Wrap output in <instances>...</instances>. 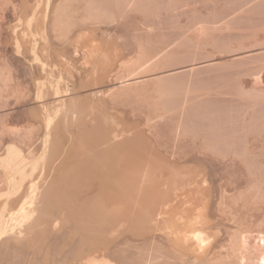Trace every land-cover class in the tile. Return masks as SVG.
Returning a JSON list of instances; mask_svg holds the SVG:
<instances>
[{
	"label": "bare ground",
	"instance_id": "bare-ground-1",
	"mask_svg": "<svg viewBox=\"0 0 264 264\" xmlns=\"http://www.w3.org/2000/svg\"><path fill=\"white\" fill-rule=\"evenodd\" d=\"M29 1L30 0H28V2L20 8V5L18 4L19 2L15 4L12 3V0H0V20L4 18V16L5 18L3 22L5 21V19L7 20L6 15L9 14H7V12H12L13 14L11 15H15L17 17H25L26 29L19 31L15 28L14 30H12L14 34L34 37L41 34L50 35L51 37L55 38L56 41L58 40L57 42L60 43L59 45L64 46V48L67 46H73L84 40L92 39L94 37V33L98 32V26L101 24L106 23L109 25H113L119 22H127V25H129L128 23L130 22V20L134 21L133 19L135 16V18H141V27L139 25H135L140 27V29L138 28L139 31H144L143 36H145L144 33L146 32V38H148V35L154 34L156 30L158 33V30H166V28L169 31L171 30L179 35V38H176V34H174V37L172 36L173 32L170 31V33L172 34L171 35L167 30L169 35L173 37V39L171 38L173 41H169V37L166 36V39L168 40L167 42L163 37L164 35H162L166 43L163 42L164 40L160 41V39L162 38L161 37L159 39L160 45H157L158 47L155 50L153 49L154 52H150L148 48H152V44L150 41L152 39V36H149L151 39L148 38L146 40L145 38L141 37L139 40L140 36H138V33L130 35H128L129 33H126L129 38H132V42H134L131 44L137 45V50L135 49L136 51L132 56L125 52V54H128L129 56V59H127L125 54L124 55L126 58H124V56L119 58L117 54H113L112 52H110V46L114 45L115 41L117 40H110L107 38V36H104V34H102L103 43H101L100 47L98 48L101 49L103 47L102 45H104L106 49L104 51H100L99 49H97L96 51L91 52L87 57H85V64H95L97 63L95 61H98V59L95 60V58H101L100 64L98 62L99 65L97 64L98 66H96L97 68H95L91 76V81L95 82L96 86L101 87L97 88V90H99L98 93H102V95L105 96V101L110 102L111 104H113V106H128L130 102V107L132 106L131 104L133 102L134 105L137 104L140 110L142 108L146 113V125L144 124L146 126V130L139 131L135 135L133 140H131V145H117L115 147V162L112 163V165L108 166L102 174V186L99 189L100 196H98V202L94 205V211H86V213L88 212L87 215L84 214L83 216H78V214L80 213H77L76 216L73 215L77 218L80 217L81 219L79 222L77 221L78 224L80 223L81 225V229L78 232L74 228L76 227L78 229V224L77 226H73L71 228L75 229V231L77 232L75 237L77 241L75 245L73 243L74 246L72 245V247H75L72 249L74 250V254L69 247L68 249H70L71 252L70 250L66 249L69 251V256H66V252V254L64 253L65 255L63 254L64 257L62 256L60 258H66L64 260L68 261L67 257L70 258V254H73L74 260H72V257L71 260L73 262L76 261L77 264H264V86H262L264 84H261L262 76L257 73V70L261 69L262 71V69L264 68V39L262 40L258 38V34L255 35L258 29V31H260L261 29L262 32H264V0H35L36 3L33 2L34 4H31ZM212 3L222 6L220 8H218L219 6L217 8H212L211 10L208 6ZM13 4H15V6H13ZM16 5L19 6L17 7ZM203 5L205 6V8L208 5L206 11H203L205 9H200L201 7L199 8V6L204 7ZM9 6L13 7L10 8ZM8 8H10V11ZM9 20L6 22H9ZM22 20L23 19H21L20 17V22ZM0 22L2 23V20ZM135 23H137V21ZM1 29L2 28H0V31ZM233 32L234 35H232ZM101 33L103 32L101 31ZM225 33H227V35H225ZM254 36L256 39L258 38L260 40L257 41L256 39H253ZM250 37L255 42H252L251 45L245 44L247 42L251 43V39H249ZM142 38L143 41L141 40ZM155 38H157V36ZM3 39L5 38L3 37ZM160 42H163V44H161ZM120 46L123 45L120 44ZM134 48L132 50H134ZM209 48L216 50V54H218L217 52L219 51L223 52L224 54L225 51L226 53H231L232 58H235V62L231 63L230 68L231 66L234 69L239 68V70L237 69L239 72H236L237 74L234 75H236L237 78H240V76H250L254 80L253 85L250 87L245 85V83H242L243 81H238L239 83L235 81L237 84H234L232 88L229 86L230 91H228L235 95V97L238 98L239 101L237 102L236 106L229 105V107H226V109L222 110H226V116H223L224 113L221 111V114H223H219V116H223V120H221L222 118L217 119L216 117L213 119V117H210L211 115L214 116V110L217 111L218 109H212L208 105L206 106H208L209 108H202L203 106L196 107L195 104L196 102L198 103L197 99L195 98L196 94L198 93H196V91L201 88H199L198 90L196 89V91L191 90L192 87L189 81V76H192V74L196 72L195 70H197V68H195V66H197L198 63L202 64V62L204 63L205 61H207V59H210L209 61H218L219 58H215L216 56H214L213 53L211 54V50L210 53L208 52ZM34 50H32V52ZM98 55L100 57H98ZM43 60H45L46 62V59ZM11 62L12 61H10V63ZM50 62L48 63L50 64ZM185 63L190 64L175 68L180 65H185ZM3 64L4 63L2 61V65ZM216 64L218 65V67H220L218 63ZM229 64L230 63H228V65ZM5 65L6 64H4V67L0 68L1 103H4V101L6 102V96H9L7 94H10L9 90L14 89L12 85L13 77L12 73L10 72L12 71V69L9 70V67L7 68ZM222 67L225 68V66ZM185 71H188L189 73H187V77H185ZM226 71V74H228L229 71ZM182 72L183 74L180 75L179 73ZM234 72L232 71V73ZM153 73L155 74L153 75ZM177 73L179 75H176ZM223 73L221 72L217 74L223 75ZM226 74L225 76L227 77ZM47 75L48 74L46 72V76ZM222 75L218 76V78H222ZM225 76L223 75V77ZM39 77L40 76H38V78ZM184 77H189V80L185 79V81ZM194 77V80L199 78ZM113 78L115 86H112L113 88H109V82ZM88 79H90V77ZM226 79L223 80L225 81ZM232 80H230V82H232ZM196 81L200 83V81ZM201 81L205 82L203 80ZM221 81H218V83ZM194 82H192V84ZM227 82L228 81L226 80V83ZM16 83L17 81L15 82V84ZM106 84L107 86H105ZM195 84L197 85L196 82ZM196 85L195 88H197ZM225 85L227 84H224V86ZM205 86H207V83ZM220 86L222 85L220 84ZM74 88L71 89L73 90ZM205 88L209 89L206 91V94L204 93L205 91L201 92L207 95V92H210V89L212 90V88ZM222 88V90L224 91V87ZM22 90H20V92H22ZM13 92L11 91V93ZM194 92L195 100L192 99ZM210 93L208 94L209 96ZM227 93L225 95H228ZM60 94H62L61 91ZM200 94L197 95L200 96ZM29 95L28 97H30ZM95 95H97V93ZM203 99L205 98H202V103L205 102V100L203 101ZM198 100L201 99L198 98ZM226 104H228V102ZM188 105L189 107L191 105L190 108H192L194 116L197 114L199 115V118L202 115H208L210 119L212 118L211 120H209V122L212 121L211 125H207L206 122L204 123L205 126L207 125L206 130H208V132L210 131L209 133H205V131L203 132L201 131V129H199V131L195 130L198 128L197 126H194L196 128L193 127V125H196V122L192 125L193 121L191 122V120H189L191 119V117L189 119L187 118L189 122L187 120H184V118L186 119L187 115L186 117H184L183 114H185V112L186 114H188L189 110H191H186ZM223 107L224 106H222L221 108ZM121 108H123L124 111V107L122 106ZM120 110L121 109H119V111ZM136 110H134V113H136ZM12 113H14V111L11 112V114ZM179 114L183 116V118L180 117ZM177 115L179 116V118H176L178 117ZM10 117L12 116L10 115ZM195 120H197V118ZM204 124L202 122L201 125H199V128ZM1 126L0 134H2V137L3 134L11 133L15 137H17L16 139L19 140L20 145H17L15 143L10 144L7 147L5 146V144L3 145L6 147V149L4 154H0V169H2V172L0 173V180L1 182H3H0V185L5 184L4 187H8V194L10 196H13L19 193L20 190L22 191L21 188H23V186L27 182V184H29V182L32 181V195L30 196V199L28 201V204H30L29 208L25 207L27 201H24L23 203L24 199L22 200V198L24 197L21 198L19 195H16L17 199L22 201L21 208H19L18 212L14 214H8V209L10 207L8 206L9 203L6 202L5 204H0V245L2 246V242H5L4 240L6 238H8V240L6 239V241L11 242V238H13L12 234H14L13 231L15 232L16 228L20 231V228H22L26 233L23 230L22 231L25 234H28L27 241L29 243H32L33 240L36 243V237L39 236L43 238L44 236H41L40 234H51L50 231L52 230L53 226H55L53 222L57 223V221H53V219L56 220L53 217L57 218L58 216L53 215L52 217L51 215V212L53 210L52 208L54 206L55 209H59V212L57 210L56 213H60L61 216L64 215L65 217L66 208L70 209L67 206L69 205L68 203L71 204V208L73 209L77 206L75 203V201L77 200L75 199L79 196L77 194L79 191L76 193L78 196L73 192L75 188L80 187L84 188L85 190V195H83L88 196L85 204V198L82 197L83 195L80 197L83 199L84 205L82 204V207L84 208V206H87L90 208L93 195L96 193H92L95 185L87 186L81 182L74 184L70 189L67 190L71 193L68 194V196L70 195L69 202L66 201V199L64 200V195L60 200L58 199L60 197H57V200H55L54 198L56 197L52 195L50 196L49 192H47V194H44L45 198H43L45 200L44 206H42V203L40 207H38L39 205L36 206V184L33 183V180L35 179L34 175L35 173H37L36 171L38 169V166H40V162H43L47 159V154L45 153V155H43L41 158H36L35 155L37 154V152L35 151V149H37L36 145L38 144H36L35 141L36 139L34 137L35 134L34 129H32L33 127L27 128L26 130L22 131V128L18 130V127L17 129H15V126L14 128H11V126L7 127V124L5 126H2V128ZM206 127H202L203 130H205ZM210 127H212L211 130ZM65 128L66 127L64 126V129ZM37 133L38 131L36 132V134ZM8 140L10 141L11 138ZM4 141L2 142L4 143ZM59 142L57 144L58 146L56 145L57 148H55L57 150L61 149L62 146L61 144H59ZM58 147L60 148L58 149ZM57 150L55 153H57ZM59 152L57 154H59ZM57 156L58 155L55 154L53 158H50L52 159V162L54 161L55 163L56 159H53ZM189 156H195V162H192L195 164V166H186L190 164L189 162L191 160L189 159L188 162H186L187 160L185 157ZM182 158L186 161L182 160ZM180 160L186 163H182ZM48 162L49 161H47V163ZM49 164H51V162H49ZM3 178L5 179V183ZM78 201H80V199H78ZM18 202V205H20V201ZM52 202L56 203L53 207ZM80 202H82V200ZM78 204L80 203L78 202ZM73 209L71 215L73 214V211H75ZM67 212L69 214V210ZM52 213L54 214V212ZM81 213L83 214V212ZM69 215L68 217H70ZM73 216H71L70 218H74ZM66 219L68 218L66 217ZM66 219L61 218V221L65 223L67 222ZM71 220L70 222H72ZM58 223L60 222L58 221ZM72 223V225L76 224L75 222ZM82 224L84 225L83 228ZM92 224H95L94 228ZM65 226L63 227L62 224V227L64 229L66 228ZM67 227L70 226L68 225ZM61 230L63 229L61 228ZM22 231L21 236L23 234ZM52 231L54 232V230ZM75 231L72 230V232ZM56 233L58 232H54L53 236ZM63 234H61V237L63 236L61 238L62 241L63 239H65L64 235H66V233L64 235ZM53 236L51 237L53 238ZM39 237L38 239H40ZM45 238L46 237H44V240H46ZM54 239L55 238H53L52 240ZM67 239L68 241L73 240L70 239L69 236ZM42 240L40 242H42ZM23 241L24 240L22 239V244L24 245ZM48 241L49 239L46 242L48 243ZM24 242H26V240ZM15 243H10V245L14 246ZM47 243L45 244V242H43L42 245L45 244L46 246ZM11 246H9V248ZM45 246H43L42 248L44 249V251H46V249L44 248ZM57 247L58 244L56 247H54L55 249L53 250H57ZM59 247L58 249H60ZM5 248L6 247H4V249ZM38 249L40 248L38 247ZM9 250L10 249L6 251ZM61 250L62 249H60V251ZM26 251L27 249L25 250V253ZM9 252H7L8 255L10 254ZM56 252L57 251H55L54 253ZM1 253H4V251L0 252V254ZM4 254H6V252ZM17 254L18 252H16L15 255L17 256ZM53 254L52 257L55 258L56 255ZM40 255H42V253ZM1 256L4 255L2 254ZM37 256L38 255H36V257ZM20 257H22V259L24 258L22 255H20ZM28 257H30L29 254ZM26 260L27 259H25V261ZM56 260L58 263L59 260ZM9 261L11 262V260ZM9 261L6 263L8 264ZM20 261L21 260H19V262ZM72 261L71 263H73ZM50 262L52 263V260ZM53 262L55 263V261ZM76 263L74 262V264ZM0 264H5L4 260H0Z\"/></svg>",
	"mask_w": 264,
	"mask_h": 264
},
{
	"label": "rangeland",
	"instance_id": "rangeland-1",
	"mask_svg": "<svg viewBox=\"0 0 264 264\" xmlns=\"http://www.w3.org/2000/svg\"><path fill=\"white\" fill-rule=\"evenodd\" d=\"M19 2V3H18ZM28 2V0H12V3H15V4H19L20 5V8L24 5V4H26ZM31 4H34V3H36L35 2V0H30L29 1ZM34 2V3H33ZM11 4V3H10ZM9 4V5H10ZM15 4H13V6H15ZM12 5V4H11ZM10 5V6H11ZM18 5V6H19ZM9 6V7H10ZM12 6V7H13ZM17 6V5H16ZM17 6V7H18ZM204 6V5H203ZM208 6V5H207ZM207 6H206V8H205V6L204 7H202V6H199V8L200 9H205V10H203V11H206L207 10ZM216 6V7H215ZM219 6V7H218ZM222 6V5H221ZM220 5H218V4H210L208 7L212 10V8H220L221 7ZM12 7H10V8H12ZM10 8H8L9 9V11H10ZM209 8H208V10H209ZM9 13V14H8ZM7 14L9 15V17H8V15H6V18H7V20L5 19V21L4 22H6V21H8L9 19V22H6V23H4L3 22V20H4V18H5V16H4V18H2L1 20H2V23L0 24V28H2L1 29V33H0V68H2V67H4V64H6L5 66L8 68L9 67V70H11L12 69V71H10L11 73H12V77H13V88H11V89H13L14 90V92H13V90H9L8 92L10 93V94H7V95H9V96H6L7 98H6V102L4 101V103L2 102H0V126H1V124H2V126H5L6 124H7V127H10L11 126V128L13 127L14 128V126L16 127L15 129H17V127L19 128L18 130H20L21 128H22V131L23 130H26L27 128H32V129H34V137H35V141H36V144H38V145H36L35 147L37 148V149H35V151L37 152V154L35 155L36 156V158L38 159L39 157L41 158L43 155H45V153L47 154V159L45 160V161H43V162H40V166H38V169H37V173H35V175H34V177H35V181L33 180V183H35L36 184V191H35V198H36V206H38V207H40V205H41V203L43 204L42 206H44V204H45V200L43 199V198H45V196H44V194H47V192H49V195L51 196H54V197H56V198H54L55 200H57V197H60V198H58L59 200L61 199V198H63V195H64V200L66 199V201H70V199H69V196H68V194L70 193L69 191H67L68 189H70L71 188V186H73L74 184H76V183H79V182H81V183H83L84 185H87V186H90V185H92V186H94L95 188H93V192L92 193H94V192H96L94 195H93V199H92V202H91V205H90V208L89 207H87V206H84V208L82 207V204H83V199L82 198H80L83 194L85 195V190H84V188H80V187H77V188H75L74 189V194L75 195H77L78 197H76V199L75 200H77L78 201V199H80V201L82 200V202H80V201H78L80 204H78V202L77 201H75V203H76V209L79 211H77L75 208L73 209V208H71V204L70 203H68L69 205H70V207H69V205H67L68 206V208H70V209H67L66 208V214H65V217H64V215L63 216H61L60 215V213H56L57 212V210H58V212H59V209L58 208H56L55 209V204L56 203H53L52 202V212H54V214L51 212V215H52V217H53V215L54 216H60L59 218L57 217H53V218H55L56 220H54L53 219V221H57V223L56 222H53V224L56 226H53V228H52V230H54V232H58V233H56L54 236H53V234H54V232L51 230L50 231V233L51 234H49V235H47V234H44V235H42V234H40L41 236H44V237H46L45 239L46 240H44V237L42 238V237H39L38 235V237L40 238V239H38V237H36L35 238V241H36V243L34 242V240H33V242L31 243H29L27 240V235L28 234H25L26 232L22 229V228H20L21 229V231L23 232V234L25 235H23L22 234V236H21V231L19 230V229H15V232L13 231V233L14 234H12L13 235V238H11V242H9V241H6V239L8 240V238H6L4 241L5 242H2V246L0 245V252H3L4 251V253L6 252V254H4V253H1L0 254V260H4V262H5V264H7L6 262H8L9 260H11V262L9 261V263H11V264H15L16 262H17V260H18V262L16 263V264H23V263H26V264H59L60 263V261H61V263L60 264H74V262L76 263V261H72V260H74V250H72L73 248H75V247H72V245H73V243H74V245H75V243H76V239H75V237H76V234H77V232L81 229V225H80V223L78 224V222L81 220L80 219V217H75L76 215H77V213H80V214H78V216H80V215H84V214H86L87 215V213L91 210V211H94V205L98 202V196H100V193H99V189H100V187L102 186V183H101V178H102V174H103V172H104V170L108 167V166H110V165H112V163H114L115 162V157H116V152H115V147L118 145V146H123V145H131V140H133V138L135 137V135L139 132V131H144V130H146V113H145V111H143V109L141 108V110H140V108L138 107V105L136 104V105H134V102L131 104L132 106V108L129 106V104L131 103H129L128 104V106L127 105H118V106H116V105H114L113 106V104H111L110 102H107V101H105V96L104 95H102V93H98V91L99 90H97V88H101L100 86H96L95 85V82H92L91 81V76H92V74H93V71L95 70V68H97L96 66H98L99 64H100V59L99 58H95V60L96 59H98V61L96 60L95 62H97V63H92V64H85V62H86V60H85V57H87L91 52H93V51H96L97 49H99L98 47H100V44L101 43H103L102 41H103V35L102 34H104V36H107V38L108 39H110V40H117V41H115V43H114V45H112V46H110V52H112L113 54H117L118 56H119V58H121V57H123L124 56V58H126L127 57V59H129L128 57V54L129 55H133L134 54V52L137 50V45L135 46L134 44H131V43H134V42H132L133 40H131L132 38H129V36L128 35H130V34H134V33H138L139 35L138 36H140L139 37V40H140V38L141 37H143V38H145L146 40L148 39V38H150L151 36V44H152V46H151V44H150V46L152 47V48H148L149 50H150V52L151 51H153V49L155 50L160 44H159V39L162 37V35H164L163 37H164V39L168 42V40L170 41V40H172L173 39V37H171L170 35H169V33H170V31L166 28V30H158L159 32L157 33V30H156V34L154 35V34H151V35H148L147 37L148 38H146V32L144 33V35L145 36H143V32H142V30H138V28L140 29V25H141V18L139 19L138 17V19H139V21H138V19L137 18H135L134 16V21H132V20H130V22L128 23L129 25H127V22H119V23H116V24H113V25H109V24H106V23H104V24H101V25H99L98 27V32H96V33H94V37L92 38V39H90V40H84V41H81L80 43H78V44H75V45H73V46H67V47H65L64 48V46H62V45H59L60 43H58L56 40H55V38H53V37H51L50 35H46V34H41V35H39V36H23V35H21V34H14L13 33V31L12 30H14L15 28L17 29V30H19V31H22V30H24V29H26V19H25V17H22V16H15V15H11V14H13L12 12H7ZM1 16V15H0ZM20 17H21V19H23L21 22H20ZM132 17V18H133ZM16 18H17V20H16ZM131 18V19H132ZM12 19H13V21H12ZM129 19V18H128ZM0 20V21H1ZM137 21V23H135ZM11 22V23H10ZM21 23V24H20ZM16 24V25H15ZM139 25V26H136V25ZM105 26H106V28H105ZM111 26V27H110ZM12 27V28H11ZM116 27H117V29H116ZM108 28V29H107ZM4 29V30H3ZM112 29V30H111ZM137 29V30H136ZM2 30H3V32H2ZM10 30V31H9ZM103 32V33H101V31ZM110 30V31H109ZM167 30H168V32H167ZM259 30V29H258ZM257 30V31H258ZM5 31V32H4ZM111 31H112V33H111ZM118 31V32H117ZM133 31H138V32H133ZM165 31V32H164ZM257 31H256V33H255V35L256 34H258V38H260V39H264V32H262V30L260 29V31H258V33H257ZM117 32V33H116ZM141 34H140V33ZM164 33V34H161V33ZM171 32H173V31H171ZM261 32V33H260ZM4 33V34H3ZM99 33V34H98ZM114 33V34H113ZM119 33V34H118ZM128 35H127V34ZM167 33H168V35H167ZM11 34V35H10ZM111 34H113V35H111ZM122 34V35H121ZM158 34H161V35H158ZM171 34V33H170ZM173 34V35H172ZM171 35L172 36H174V34H176L177 36H176V38H179V35L175 32H173ZM220 34V33H219ZM218 34V35H219ZM100 35V36H99ZM118 35V36H117ZM126 37H125V36ZM156 37L157 36V38H155L154 36ZM225 35H227V33H225ZM232 35H234V32L232 33ZM5 38V39H3V37ZM43 38H42V37ZM47 38H46V37ZM150 36V37H149ZM159 36V37H158ZM166 36H168L167 38H168V40L166 39ZM37 37V38H36ZM99 37V38H98ZM111 37V38H110ZM163 37L160 39V41H163L164 39H163ZM175 37V36H174ZM30 40H29V39ZM33 38V39H32ZM126 38V39H125ZM127 38H129V39H127ZM143 38L141 39L142 41H143ZM172 38V39H171ZM175 38V39H176ZM253 38V37H252ZM256 39L255 38V36H254V38L253 39H256L257 41H259L260 39ZM8 39H10V40H8ZM52 41H51V40ZM55 41H54V40ZM144 39V40H145ZM174 39V40H175ZM249 39H251V37L249 38ZM253 39H251V43L250 42H247V43H245V44H247V45H251L252 44V42H255V41H253ZM6 40H8V41H6ZM39 40V41H38ZM129 40H130V42H129ZM163 41V42H165L166 43V41ZM181 40V39H180ZM180 40H179V42H180ZM261 40V41H262ZM5 43H3V42ZM20 41V42H19ZM48 41V42H47ZM98 41V42H97ZM125 41H126V44H125ZM173 41V40H172ZM183 41V40H182ZM184 41H185V39H184ZM183 41V42H184ZM246 41H247V39H246ZM47 42V43H46ZM50 42V43H49ZM149 42V41H148ZM156 42H158V43H156ZM163 42L161 43V44H163ZM26 43V44H25ZM32 43V44H31ZM38 43V44H37ZM58 43V44H57ZM90 43V44H89ZM94 43V44H93ZM121 45H123V46H120V44ZM128 43H129V45H128ZM142 43V42H141ZM248 43H250V44H248ZM21 44V45H20ZM55 44V45H54ZM117 44V45H116ZM131 44V45H130ZM143 44V43H142ZM7 45V46H6ZM16 45V46H15ZM32 45V46H31ZM92 45V46H91ZM129 46V47H127V46ZM134 45V46H133ZM155 45V46H154ZM158 45V46H157ZM49 46V47H48ZM60 46V47H59ZM91 46V47H90ZM103 46V47H102ZM101 47V49H99L100 51L102 50V51H104L106 48H105V46L104 45H102ZM117 46V47H116ZM97 47V48H96ZM135 47V48H134ZM146 47V46H145ZM153 47H155V48H153ZM33 48V49H32ZM42 48V49H41ZM125 48V49H124ZM130 48V49H129ZM134 48V50H132ZM12 49V50H11ZM37 50V51H35V50ZM50 49V50H49ZM64 49V50H63ZM123 49V50H122ZM136 49V50H135ZM32 50H34L33 52H32ZM78 50V51H77ZM88 50V51H87ZM126 50V51H125ZM148 50V51H149ZM210 50H211V54L213 53V55L214 56H216L215 58H219L218 59V61H209L208 59H207V61H205V60H203V61H205L204 63L202 62V64L200 63H198L197 64V66H195V68H197V70H195L196 72H194L195 73V77H199L198 79H193V77H194V73L192 74V76H189L188 78L190 79H188V78H185V77H187L188 75H187V73H188V71H185V73H186V76L184 77V80L186 79V80H189L190 81V83H191V87H192V89L191 90H195L196 91V89L198 90L199 88H201V89H199L198 91H196V93L197 94H200V96L199 95H197L196 94V96H195V92H194V95L192 96V99H194L195 100V98L197 99V101H198V103L196 102V104H195V102H194V100H193V102H194V104L196 105V107L198 106V107H202V108H204V107H207V108H209V107H211L212 109H218L217 111L216 110H214V116H212L211 114H213V113H211L210 115V117H213V119L214 118H216L217 117V119L218 118H222L221 120H223V116H226L227 114H226V110H224V111H222L223 109H226V107H229V105H237V102L239 101V99L238 98H236L235 97V95H233L232 93H230L229 91H230V89H229V86L232 88L233 87V85L234 84H237L235 81H239V82H241V81H243L242 83H245V85H247L248 87H250V86H252L253 85V78L252 77H250V76H240V78L238 77H236V75H234V74H237L236 72H239L238 70H239V68H232V66H231V68H230V65H231V63H233V62H235V58H232V54L231 53H226V51H225V54L223 53V52H217L218 54H216L215 53V51L216 50H213L212 48H209V50H208V52L210 53ZM10 51H12V52H10ZM18 51V52H17ZM24 51V52H23ZM51 51V52H50ZM130 51V52H129ZM218 51V50H217ZM17 52V53H16ZM23 52V53H22ZM88 52V53H87ZM124 52V53H123ZM125 52L126 53H128V54H125ZM154 52V51H153ZM6 53V54H5ZM20 54V56H19V54ZM22 53V54H21ZM39 53V54H38ZM45 53V54H44ZM48 53V54H47ZM87 53V54H86ZM215 53V54H214ZM41 54V55H40ZM78 54H79V56H78ZM126 55V57H125V55ZM220 54H222V55H220ZM15 55H17V56H15ZM23 55V56H22ZM26 55V56H25ZM46 55H48V56H46ZM6 56V57H5ZM14 56V57H13ZM42 56V57H41ZM131 56H130V58H131ZM200 56V55H199ZM222 56V57H221ZM23 57V58H22ZM31 57V58H30ZM41 57V58H40ZM46 57H48V58H46ZM97 57V56H96ZM98 57H100L99 55H98ZM7 58V59H6ZM13 58V59H12ZM20 58V59H19ZM30 58V59H29ZM89 58V57H88ZM4 59V60H3ZM26 59V60H25ZM32 59V60H31ZM42 59V60H41ZM43 59H46V62H45V60H43ZM53 59V60H52ZM94 59V58H93ZM92 59V60H93ZM9 60V61H8ZM21 60V61H20ZM32 62H30V61ZM52 60V61H51ZM58 60V61H57ZM234 60V61H233ZM2 61H3V65H2ZM10 61H12L11 63H10ZM19 61V62H18ZM27 61V62H26ZM51 61V62H50ZM55 61V62H54ZM6 62V63H5ZM23 62V63H22ZM25 62V63H24ZM48 62H50V64L48 63ZM53 62H54V65H53ZM67 62V63H66ZM84 62V63H83ZM98 62H99V64H98ZM199 62H201V61H199ZM210 62V63H209ZM18 63V64H17ZM28 63V64H27ZM61 63V64H60ZM209 63V64H208ZM214 63V64H213ZM216 63H218L219 64V66L220 67H222V66H225V68H220V67H218V65L216 64ZM228 63H230L229 65H228ZM39 64V65H38ZM64 64V65H63ZM86 66H85V65ZM98 64V65H97ZM189 65L190 63H185V65H180V66H177V67H175V68H178V67H181V66H186V65ZM212 64H213V67H212ZM216 64V65H215ZM221 64V65H220ZM222 64H226V65H222ZM17 66V67H14V66ZM23 65V66H22ZM57 65V66H56ZM94 65V66H93ZM13 68H12V67ZM50 66V67H49ZM54 66V67H53ZM61 66V67H60ZM205 66V67H204ZM211 66V67H210ZM217 68H216V67ZM56 67V68H55ZM63 67V68H62ZM86 67V68H85ZM229 67V68H228ZM24 70H23V69ZM29 68V69H28ZM32 68V69H31ZM58 68V69H57ZM62 68V69H61ZM65 68V69H64ZM81 68V69H80ZM84 68V69H83ZM203 68H205V69H207V70H205V69H203ZM211 68H216V69H211ZM263 68V67H262ZM16 69V70H15ZM26 69V70H25ZM40 69V70H39ZM61 69V70H60ZM172 69H174V68H172ZM200 69V70H199ZM202 69V70H201ZM225 69V70H224ZM238 69V70H237ZM18 70V71H17ZM20 70V71H19ZM33 70V71H32ZM50 70V71H49ZM56 70V71H55ZM60 70V71H59ZM69 70V71H68ZM87 70V71H86ZM168 70V69H167ZM226 70H228L229 72H228V74H226L227 73V71ZM237 70V71H236ZM23 71V72H22ZM24 71H27V72H24ZM49 71V72H48ZM55 71V72H54ZM76 71V72H75ZM219 71V72H218ZM226 71V72H225ZM232 71L234 72V73H232ZM258 72V74L260 75V76H262V82H261V84H264L263 82H264V68L262 69V71H261V69L260 70H257ZM40 72V73H39ZM46 72H47V76H46ZM56 72H58V73H56ZM61 72V73H60ZM84 72V73H83ZM89 72V73H88ZM223 73V75L225 76V74L227 75V77L225 76V77H223V75L222 74H217V73ZM14 73V74H13ZM16 73V74H15ZM18 73V74H17ZM23 73H24V75H23ZM27 73V74H26ZM33 75H31V74ZM37 73V74H36ZM41 73H43V74H41ZM60 73V74H59ZM65 73V74H64ZM83 73V74H82ZM157 73V72H156ZM160 73V72H159ZM158 73V74H159ZM184 73V74H185ZM205 73H207V74H205ZM261 73V74H260ZM64 74V75H63ZM155 73H153V75H154ZM180 75H182L183 74V72L182 73H179ZM178 73L176 74V75H179ZM189 74V73H188ZM232 74H233V76H232ZM14 75V76H13ZM30 75V76H29ZM67 75V76H66ZM69 75H70V77H69ZM151 75V74H150ZM220 75H222L221 77L222 78H218V76H220ZM230 75H231V77H230ZM24 76V77H23ZM38 76H40L39 78H38ZM43 76H45V77H43ZM65 76V77H64ZM71 76H73V77H71ZM215 76V77H214ZM14 77H15V79H14ZM18 77H19V79H18ZM29 77V78H28ZM37 77V78H36ZM59 77V78H58ZM67 77V78H66ZM90 77V79H88ZM194 77V78H195ZM217 77V78H216ZM235 79H234V78ZM28 78V79H27ZM35 80H34V79ZM42 78V79H41ZM211 80H210V79ZM213 78V79H212ZM216 78V79H215ZM226 78H229V79H226ZM241 78H243V79H241ZM22 79V80H21ZM25 79H27V80H25ZM41 79V80H40ZM191 79H192V81H191ZM200 79V80H199ZM218 79V80H217ZM221 79H222V81H221ZM223 79H226L228 82L226 83V80L224 81ZM233 79V80H232ZM251 79V80H250ZM33 80V81H32ZM185 80V81H186ZM197 83V85L195 84V82ZM196 80H198V81H200V83L199 82H197ZM201 80H203V81H205V82H202ZM210 80V81H209ZM230 80H232V82H230ZM17 81V83L15 84V82ZM21 81V82H20ZM24 81V82H23ZM29 81V82H28ZM71 81V82H70ZM212 81H214V82H212ZM218 81H221V82H219L222 86H220V84L218 83ZM34 82V83H33ZM114 82V78L109 82L110 83V85H108V87L109 88H111L112 86H115V82ZM192 82H194L193 84H192ZM210 82V83H209ZM223 82V83H222ZM238 82V83H239ZM252 82V83H251ZM18 83H19V85H18ZM199 83V84H198ZM203 83V84H202ZM206 83H207V86H205L206 85ZM209 83V84H208ZM230 83V84H229ZM232 83V84H231ZM33 84V85H32ZM197 86V88H195V85ZM203 85V87H202V85ZM212 84V85H211ZM224 84H227V85H225L224 86ZM229 84V85H228ZM29 85V86H28ZM48 85V86H47ZM50 85V86H49ZM69 85V86H68ZM73 85V86H72ZM92 85V86H91ZM193 85H194V89H193ZM199 85V86H198ZM26 86V87H25ZM28 86V87H27ZM37 86V87H36ZM105 86H107V84L105 85ZM220 86V87H219ZM227 86V87H226ZM262 86H264V85H262ZM21 87H22V89H24V90H22L21 89ZM26 89H25V88ZM42 87V88H41ZM48 87H49V89H48ZM75 87V88H74ZM205 87H208V88H212V90L210 89V96L208 95L209 93L207 92V95H205L206 94V91L207 90H209V89H207V88H205ZM219 87V88H218ZM222 87H224V91L222 90L223 88ZM226 87V88H225ZM47 88V89H46ZM60 88H61V90H60ZM71 88H74L73 90L71 89ZM113 88V87H112ZM202 88H204V89H202ZM218 88V89H217ZM16 89V90H15ZM40 89V90H39ZM80 89V90H79ZM95 89V90H94ZM215 89V90H214ZM219 90V91H217V90ZM20 90H22V92H20ZM35 90V91H34ZM44 92H43V91ZM70 90V91H69ZM93 90V91H92ZM226 90V91H225ZM229 90V91H228ZM11 91L13 92V93H11ZM41 91H42V95H41ZM60 91H61V93L62 94H60ZM72 91H73V93H72ZM82 91V92H81ZM90 91H92V92H90ZM96 91V92H95ZM200 91V92H199ZM201 91H205L204 93H202ZM223 91V92H222ZM25 92V93H24ZM31 92H33V93H31ZM35 92V93H34ZM40 92V93H39ZM87 92H88V94H87ZM228 92V93H227ZM21 93V94H20ZM22 93H23V95H22ZM44 93V94H43ZM46 93V94H45ZM82 93V94H81ZM84 93V94H83ZM93 93V94H92ZM97 93V95H95ZM216 93H218V94H216ZM228 94V95H225V94ZM13 94V95H12ZM29 94H31V95H29ZM74 94V95H73ZM81 94V95H80ZM20 95V96H19ZM22 95V96H21ZM24 95H26V96H24ZM28 95L30 96V97H28ZM45 95V96H44ZM61 95V96H60ZM77 95H79V96H77ZM95 95V96H94ZM103 97H102V96ZM219 95H221V96H219ZM19 96V97H18ZM33 96V97H32ZM35 96V97H34ZM64 96V97H63ZM77 96V97H76ZM194 96H195V98H194ZM198 96V97H197ZM204 96H206V97H204ZM208 96V97H207ZM231 96V97H230ZM233 96V97H232ZM12 97V98H11ZM45 97V98H44ZM67 97V98H66ZM11 98V99H10ZM19 98V99H18ZM198 98L199 99H201V100H198ZM202 98H205V99H203V101L205 100V102L204 103H202ZM211 100H210V99ZM230 98H231V100H230ZM8 99V100H7ZM15 99V100H14ZM20 99H21V101H20ZM22 99H24V100H22ZM29 99V100H28ZM32 99V100H31ZM44 99H45V101H44ZM59 99V100H58ZM218 101H217V100ZM226 99V100H225ZM11 100V101H10ZM31 100V101H30ZM36 100V101H35ZM48 100V101H47ZM94 100V101H93ZM209 100V101H208ZM214 100H216V101H214ZM232 101V102H230V101ZM237 100V101H236ZM105 101V102H104ZM212 101V102H211ZM225 101H227L228 102V104H226L227 102H225ZM233 101H234V103H233ZM17 102H18V104H17ZM51 102V103H50ZM92 102V103H91ZM98 102V103H97ZM206 102H208V103H206ZM222 102V103H221ZM30 104V105H28V104ZM37 103V104H36ZM91 103V104H90ZM110 103V104H109ZM199 103H201V104H199ZM214 103V104H213ZM218 105H220V106H218ZM219 103H221V104H219ZM232 103V104H231ZM8 104H10V105H8ZM47 104V105H46ZM52 104V105H51ZM102 104V105H101ZM109 104V105H108ZM203 104V105H202ZM205 104V105H204ZM6 105V106H5ZM9 107H8V106ZM39 105V106H38ZM41 105V106H40ZM45 105V106H44ZM134 105V106H133ZM206 105H208V106H206ZM218 106V107H216V106ZM3 106V107H2ZM109 108H108V107ZM112 106H113V108H112ZM124 107V111H123V108H121V107ZM126 106V107H125ZM136 106V107H135ZM222 106H224L223 108H221ZM2 107V108H1ZM6 107V108H5ZM27 107V108H26ZM42 107V108H41ZM68 107V108H67ZM190 107H191V105H190ZM189 107V105L187 106V109L186 110H188V109H191V110H189V115L188 114H186V112H185V114H183V116L184 117H186V115H187V117H186V119L184 118V120H187L188 121V119L191 117V119H189V120H191V122H192V125L193 124H195V122H196V125H193V127L194 126H197V128L198 129H195V130H197V131H199V129H201V131H205V133H209L208 132V130H206L207 129V125H211L212 124V121H210L209 122V120H211L210 119V117L207 115H202V116H204V117H202V116H200L199 118H198V116L199 115H197L196 113V115L194 116V112H193V110H192V108H190ZM220 107V108H219ZM24 108V109H23ZM115 108V109H114ZM127 108V109H126ZM128 108H129V110H128ZM134 108H136V109H138V110H136V109H134ZM207 108H205V109H207ZM5 109V110H4ZM11 109V110H10ZM20 109H22V110H20ZM32 109V110H31ZM38 109V110H37ZM88 109V110H87ZM119 109H121L120 111H119ZM132 109V110H131ZM212 109H211V111H212ZM7 110V111H6ZM16 110V111H15ZM27 110V111H26ZM29 110V111H28ZM87 110V111H86ZM103 110V111H102ZM127 110V111H126ZM134 110H136V113H134ZM219 110H220V112H219ZM14 111V113H12L11 114V112H13ZM18 111V112H17ZM84 111V112H83ZM192 111V112H191ZM221 111L224 113V115L221 117V116H219V114L220 115H222L221 114ZM5 112V113H4ZM21 112H22V115H21ZM26 112H28V113H26ZM41 112H43V113H41ZM77 112V113H76ZM79 112V113H78ZM217 112V113H216ZM25 113V114H24ZM81 113V114H80ZM83 113V114H82ZM85 113V114H84ZM93 113V114H92ZM135 115H134V114ZM140 113V114H139ZM6 114V115H5ZM7 114H8V116H7ZM18 114H20V115H18ZM27 114V115H26ZM76 114H78V115H76ZM99 114V115H98ZM137 114V115H136ZM139 114V115H138ZM143 114H144V116H143ZM192 114V115H191ZM215 114H217V115H215ZM10 115L12 116V117H10ZM15 115V116H14ZM42 115V116H41ZM45 115V116H44ZM81 115V116H80ZM129 115V116H128ZM131 115V116H130ZM180 115V114H179ZM2 116V117H1ZM4 116V117H3ZM22 116V117H21ZM93 116V117H92ZM132 116H133V118H132ZM135 116V117H134ZM138 116V117H137ZM178 116V115H177ZM183 116H181L180 115V117H182L183 118ZM7 117V118H6ZM26 117V118H25ZM138 119H137V118ZM143 117V118H142ZM197 118V120H195L196 118ZM207 117V118H206ZM14 118V119H13ZM65 118V119H64ZM130 118V119H129ZM176 118H179V116L178 117H176ZM188 118V119H187ZM200 118H201V121H200ZM203 118V119H202ZM204 118H205V120H204ZM209 118V119H208ZM2 119H3V121H2ZM9 121H8V120ZM24 119V120H23ZM27 119V120H26ZM132 119V120H131ZM192 119H194V120H192ZM224 119H225V117H224ZM58 120V121H57ZM60 120V121H59ZM81 120V121H80ZM89 120V121H88ZM93 120V121H92ZM133 120H135V121H133ZM63 121V122H62ZM143 121V122H142ZM197 121H200V122H197ZM5 122V123H4ZM189 122V121H188ZM203 122V124L206 122V126H205V124L203 125V126H200V128H199V125H201V123ZM23 123V124H22ZM38 123V124H37ZM60 123V124H59ZM89 123V124H88ZM143 123V124H142ZM197 123H198V125H197ZM4 124V125H3ZM9 124V125H8ZM92 124V125H91ZM145 124V125H144ZM34 125H35V127H34ZM40 125V126H39ZM79 125V126H78ZM90 125V126H89ZM2 126H1V128H2ZM24 126V127H23ZM64 126L67 128H65L64 129ZM92 126V127H91ZM100 126V127H99ZM144 126V127H143ZM37 127V128H36ZM38 127H39V129H38ZM41 127V128H40ZM44 127V128H43ZM90 129H89V128ZM143 127V128H142ZM202 127H206L205 128V130H203V128ZM52 128V129H51ZM54 128V129H53ZM194 128H196V127H194ZM43 129V130H42ZM76 129V130H75ZM209 129V128H208ZM212 129V127H210V130ZM64 130V131H63ZM38 131V133L36 134V132ZM73 131H74V133H73ZM207 131V132H206ZM42 132V133H41ZM70 132H72V133H70ZM81 132V133H80ZM113 132H114V134H113ZM52 133V134H51ZM131 133V134H130ZM10 135V136H8V135ZM39 134V135H38ZM5 135V136H4ZM47 135V136H46ZM52 135V136H51ZM81 135H83V136H81ZM7 136V137H6ZM13 136V137H12ZM39 136V137H38ZM69 136V137H68ZM76 136V137H75ZM0 154H4L5 153V149H6V147L7 146H9L10 144H17V145H20L19 143V140L18 139H16L17 137H15L14 135H12L11 133L9 134V133H6V134H3V137H2V134H0ZM6 137V138H5ZM116 137V138H115ZM11 138V140L9 141L8 139H10ZM13 138V139H12ZM82 138V139H81ZM69 139V140H68ZM5 140V141H4ZM15 140H16V142H15ZM79 140V141H78ZM2 141H4V143L2 142ZM14 141V142H13ZM39 141V142H38ZM40 141H42V142H40ZM60 141V142H59ZM58 142H59V144H61L62 146H61V149H59L60 147H58V149L59 150H57V149H55V148H57V144H58ZM40 143H42V144H40ZM85 143V144H84ZM5 144V146H3ZM84 144V145H83ZM43 145V146H42ZM57 145V146H56ZM66 145V146H65ZM82 145V146H81ZM85 145H86V148H85ZM81 146V147H80ZM85 148V149H84ZM47 149V150H46ZM53 149V150H52ZM80 151H79V150ZM1 150H2V152H1ZM55 150V151H54ZM56 150H57V153L59 152V154H57V153H55L56 152ZM85 150V151H84ZM94 150V151H93ZM4 151V152H3ZM35 152V153H36ZM41 152V153H40ZM80 152V153H79ZM87 152V153H86ZM53 155H52V154ZM55 154L56 155H58L57 157H54V159L53 160H55V163H54V161L52 162V159H50V158H53V156H55ZM51 155V156H50ZM64 155V156H63ZM105 156V157H104ZM190 157V156H189ZM189 157H185L186 158V160H184L183 158H182V160H184V161H186V162H188V160L190 159L191 161L189 162L190 164L189 165H186V166H189V167H191V166H195V164L194 163H192L193 161H194V158H195V156H191L190 158ZM193 157V158H192ZM50 159V160H49ZM198 159V158H197ZM196 160V159H195ZM47 161H49V162H51V164H53V165H51V164H49V162L47 163ZM181 161V160H180ZM182 162V163H186V162ZM197 161V160H196ZM108 162V163H107ZM195 162V161H194ZM192 163V164H191ZM49 165H51V166H49ZM75 166V167H74ZM40 167V168H39ZM44 167V168H43ZM52 167V168H51ZM76 168V169H75ZM2 172V169H0V173ZM69 176V177H68ZM43 178V179H42ZM4 179V178H3ZM3 179H2V181H3ZM58 179V180H57ZM59 181V182H58ZM0 182H1V180H0ZM32 181H30L29 182V184H25L24 186H23V188H21L22 189V191L20 190V192L19 193H17L16 195H19L21 198L22 197H24V198H22V200H23V203H24V201L26 202V204H25V207L26 208H29L30 207V204H28V201H29V199H30V196L32 195V189H31V183ZM66 182V183H65ZM1 183H3V182H1ZM4 183H5V179H4ZM59 183V184H58ZM94 183V184H93ZM54 184V185H53ZM64 184V185H63ZM67 184V185H66ZM5 185V184H4ZM4 185L3 184H1L0 185V204H5L6 202L7 203H9L8 204V206H10L9 207V209H8V214L10 213V214H14V213H17L18 212V210H19V208H21V201L22 200H19V199H17V196L16 195H13V196H10L8 193H9V191H8V187L6 186V187H4ZM49 185H51V186H49ZM58 185H60V186H58ZM40 186V187H39ZM49 188H48V187ZM54 187V188H53ZM59 187V188H58ZM65 189H63V188ZM66 187V188H65ZM3 188V189H2ZM7 190H5V189ZM28 188V189H27ZM45 188H47V189H45ZM58 188V189H57ZM49 189V190H48ZM52 189H55V190H52ZM57 189V190H56ZM77 189V190H76ZM56 191V192H52V191ZM82 190H83V192H82ZM94 190H96V191H94ZM25 191V192H24ZM43 191V192H42ZM79 191V192H78ZM98 191V192H97ZM22 192V193H21ZM41 192V193H40ZM51 192V193H50ZM78 192V193H77ZM81 192H82V194H81ZM39 193H40V195H39ZM53 193H54V195H53ZM67 193V194H66ZM77 193V194H76ZM4 194V195H3ZM71 194V193H70ZM22 195V196H21ZM39 195V196H38ZM43 195V196H42ZM57 195V196H56ZM82 196L83 198H85V200H84V204L86 203V200H87V197L88 196ZM18 196V197H19ZM68 197V199H67V197ZM11 199H10V198ZM66 197V198H65ZM20 198V199H21ZM39 199H40V201H39ZM15 200V201H14ZM18 201H20V205H18L19 204V202ZM12 202V203H11ZM16 202V203H15ZM18 202V203H17ZM83 204V205H84ZM19 207H18V206ZM12 206V207H11ZM80 206V207H79ZM81 207H82V210H81ZM79 208V209H78ZM72 209L73 210H75V211H73V214L71 215V213H72ZM84 209V210H83ZM14 210V211H13ZM69 210V214H68V211ZM81 210V211H80ZM77 211V212H76ZM86 211H88L87 213H86ZM74 212H76V213H74ZM81 212H83V214L81 213ZM9 214V215H10ZM56 214H59V215H56ZM68 215L71 217V216H73V215H75V216H73L74 218H70V217H68ZM66 217L68 218V219H66ZM86 217V216H85ZM61 218H65L66 219V221L67 222H65V223H63L62 221H61ZM72 221V222H75L76 224H74V225H72L73 223L72 222H70V220ZM76 220V221H74V220ZM58 221L60 222V223H58ZM78 221V222H77ZM70 222V223H69ZM63 224V227L65 226V225H67V223H68V225L70 226V227H67V226H65L66 228L64 229L63 227H62V224ZM72 223V224H71ZM57 224V225H56ZM65 224V225H64ZM77 224L79 225V226H77ZM83 225V224H82ZM93 225V228L95 227V224H92ZM73 226H77L78 227V229L76 228V227H74L75 229H76V231H75V229H71ZM80 227V228H79ZM84 227V225L82 226V228ZM60 228V229H59ZM61 228L63 229V230H61ZM68 229H70V230H68ZM20 232H19V231ZM67 230H68V233H67ZM72 230L73 231H75V232H72ZM60 231H61V233H60ZM62 231H64L65 233H66V235H64L65 233L64 232H62ZM69 231H71V232H69ZM53 232V233H52ZM64 233V234H63ZM72 233H74V234H72ZM58 234V235H57ZM61 234H63L64 235V238L65 239H63V241H65V242H63L62 241V237H61ZM67 234H68V236H69V238L70 239H73L72 241L71 240H69L68 241V236H67ZM71 236H70V235ZM17 235V236H16ZM19 235H20V237H19ZM57 235V236H56ZM221 235H223V234H221ZM15 236V237H14ZM48 236V237H47ZM51 236H53V238H55L54 240H52L53 238L51 237ZM66 236V237H65ZM72 236H73V238H72ZM26 237V238H25ZM29 237V236H28ZM51 237V238H50ZM57 237V238H56ZM10 238H9V240H10ZM59 238V239H58ZM22 239L25 241L26 240V242H24L23 241V243H24V245L22 244ZM37 239H38V241H37ZM43 239V240H42ZM49 239V241H50V239H51V241L49 242L48 241V243L46 242L47 240ZM67 239V240H66ZM15 240V241H14ZM42 240V242H40ZM56 240H57V242H56ZM17 241V242H16ZM61 241V242H63V243H59V242ZM68 241V242H67ZM16 242V243H15ZM43 242H45V244L47 243V245L45 246V244L44 245H42L43 244ZM55 242V243H54ZM71 242V243H70ZM9 245H8V244ZM10 243L11 244H14L15 243V247L14 246H11L10 245ZM26 243H27V245H26ZM34 243H35V246H34ZM40 243H41V245H40ZM58 244V247L60 248V249H62L61 251H60V249H58V247H57V250H53V249H55L54 247H56L57 246V244ZM65 243V244H64ZM66 243H67V245H66ZM1 244V243H0ZM29 244V245H28ZM56 245V246H54V245ZM51 245H52V247H53V249H52V247H51ZM70 245V246H69ZM73 245V246H74ZM8 246V247H7ZM9 246H11L10 248H9ZM33 246V247H32ZM43 246H45L44 248L46 249V251H44V249H42L43 248ZM62 246H64V247H62ZM66 246H67V248H66ZM4 247H6L5 249L6 250H8V249H10L9 251H6L5 249H4ZM15 249H14V248ZM17 247V248H16ZM38 247L40 248V249H38ZM62 247V248H61ZM70 247V249L73 251L72 253L73 254H70L71 256H70V258L69 257H67L68 258V261L67 260H64V259H66V258H60V257H62L63 256V254L65 253L66 254V252H67V255L66 256H69V251L68 250H70V249H68ZM2 248H3V250H2ZM51 248V249H50ZM21 249H22V251H21ZM27 249V251H26V253H25V250ZM38 249V250H37ZM49 249V250H48ZM66 249H68V250H66ZM16 250V251H15ZM35 250V251H34ZM71 250H70V252H71ZM33 251V252H32ZM38 251V252H37ZM52 251H53V253L55 252V251H57L56 253H54L56 256H55V258L56 259H58L59 261H58V263H57V260L54 258V257H52ZM58 251H59V253H58ZM64 251V252H63ZM7 252H9L10 254L8 255L7 254ZM16 252H18V254H17V256L19 257V258H21V259H19L15 254H16ZM22 252V253H21ZM40 252V253H39ZM44 252V253H43ZM21 253V254H20ZM36 253V254H35ZM38 253V254H37ZM42 253V255H40ZM49 253V254H48ZM51 253V254H50ZM62 253V254H61ZM4 255V256H1V255ZM26 256H25V255ZM28 254H29V256L30 257H28ZM31 254V255H30ZM53 254V255H54ZM57 254H58V256H57ZM64 254V255H65ZM11 255V256H10ZM20 255H22L24 258L22 259V257H20ZM36 255H38V256H43L42 258L41 257H36ZM45 255V256H44ZM48 255V256H47ZM50 255H51V257H50ZM14 256H16V257H14ZM35 256V257H34ZM65 256V257H66ZM3 259H2V258ZM5 257V258H4ZM8 257V258H7ZM12 257V258H11ZM59 257V258H58ZM64 257V256H63ZM71 257H72V260H71ZM7 258V259H6ZM16 258V259H15ZM29 258V259H28ZM37 258V259H36ZM39 258H41V259H39ZM13 259V260H12ZM25 259H27L26 261H25ZM45 259V260H44ZM47 259V260H46ZM50 259V260H49ZM55 259V260H54ZM7 260V261H6ZM19 260H21L20 262H19ZM22 260H24V261H22ZM35 260H37V261H35ZM40 260V261H39ZM44 260V261H43ZM52 260V263L50 262ZM53 261H55V263L53 262ZM71 261L73 262V263H71ZM39 262V263H38ZM41 262V263H40ZM50 262V263H49ZM62 262H64V263H62ZM8 263V264H9ZM77 264V263H76Z\"/></svg>",
	"mask_w": 264,
	"mask_h": 264
}]
</instances>
